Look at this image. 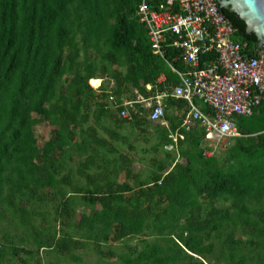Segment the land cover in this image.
Instances as JSON below:
<instances>
[{
  "label": "trees",
  "instance_id": "1",
  "mask_svg": "<svg viewBox=\"0 0 264 264\" xmlns=\"http://www.w3.org/2000/svg\"><path fill=\"white\" fill-rule=\"evenodd\" d=\"M141 4L0 0V219L11 212L24 233L30 231L21 244L35 245L34 250L18 246L5 234L0 264L7 256L30 257L42 249L81 261L72 251L87 248L90 241L100 247L103 241L125 243L138 236L145 246L128 248L119 255L121 264H212V256L218 263L264 264V99L253 115L233 118L241 137L223 142L228 146L222 151L223 143L215 150L209 146L204 129L181 128L189 105L170 98L168 105L178 111L170 115L165 109L169 128L156 127L155 149L173 145L175 151L164 152L168 160L152 159L156 170L143 180L132 171L134 160L99 135V128L110 131L103 125L106 119L118 128L131 123L143 134L152 126L140 104L135 103L137 113L130 109L131 119L121 116L124 98L136 97L130 87L143 84L141 93L147 97L156 93V88L146 91L147 85L161 91L180 84L169 63L183 70L181 52L169 48L166 59L154 54ZM223 12L237 29L235 39L248 42L252 53L256 36H243L245 23ZM91 51L96 54L92 59ZM82 54L85 61L79 60ZM162 75L166 81L159 84ZM105 77L115 84L111 90L90 85ZM202 110L211 112L206 106ZM246 118L250 125L244 124ZM43 122L56 129L39 146L35 128ZM171 132L184 139L175 144ZM110 136L122 138L114 131ZM76 157L75 172L69 161ZM50 203L62 228L37 229L35 208ZM79 203L91 211L78 217ZM146 230L158 238L147 241Z\"/></svg>",
  "mask_w": 264,
  "mask_h": 264
},
{
  "label": "built area",
  "instance_id": "2",
  "mask_svg": "<svg viewBox=\"0 0 264 264\" xmlns=\"http://www.w3.org/2000/svg\"><path fill=\"white\" fill-rule=\"evenodd\" d=\"M151 1L142 0L140 15L154 54L166 59L169 48L180 51L185 68L178 70L168 62L180 84L150 99L124 100L122 117L129 116L128 107L145 103L152 108L150 119L159 122L165 116V98L183 99L189 105L183 120L187 130L201 126L208 140L215 130L221 139L241 137L233 118L253 115L264 99V47L248 57L249 43L235 39L237 29L215 0H156L154 7ZM109 99L115 101L114 96ZM197 101L211 112L203 111Z\"/></svg>",
  "mask_w": 264,
  "mask_h": 264
},
{
  "label": "rangeland",
  "instance_id": "3",
  "mask_svg": "<svg viewBox=\"0 0 264 264\" xmlns=\"http://www.w3.org/2000/svg\"><path fill=\"white\" fill-rule=\"evenodd\" d=\"M89 54H90L91 59L96 56L94 51H91ZM79 60L85 61V54H82ZM68 77H70V74ZM94 80H97L94 83L95 86H93L94 84L92 85L91 82H90V85L95 88L98 87L99 85V84L97 85V82L98 83L102 82V84L107 85L109 90H111V88L115 86L114 82L112 80L110 82L108 77H105L102 81H100L99 79H94ZM130 89L131 91H133V93L136 94V97H137L136 99H138V97H140L138 94V91L139 93L141 92L140 91L141 87L132 86L130 87ZM250 121H251V118H246L244 120V124H246V126L250 125ZM92 122L93 121L91 120L90 123ZM103 125L104 127L110 129V131L107 132L99 128L100 137L107 138L109 141L115 142L116 145L119 144L120 153L134 160L132 171L135 175L139 174L141 180L145 179L148 175L152 174L151 173L152 171L156 170V168L153 167L152 159L158 158L160 160H164V159L168 160V158L164 154V152L166 151L165 148L159 147L161 149L159 150L155 149L157 147V143L155 139L156 135H151V132H149L150 134L147 133L146 135V134L139 133L132 127H129L130 129L125 128L124 130L126 132L124 133L129 135V137L132 139L130 140V142L136 146V150L131 151L127 146L123 145L120 141L113 140L111 138L110 133L112 131L115 132L118 130L112 121H110L109 119H106L104 120ZM158 125L162 126L161 123H158L157 125L153 124L151 126L152 134L155 133L156 127ZM55 129L56 127H54L53 125L47 122H43L35 128V134L38 138L39 146L43 145L46 141H48L52 137ZM118 131L123 133L121 130H118ZM226 140L228 139H223L221 143L226 142ZM209 141H211L210 146L213 148H215L218 144V141L215 139H213V141L212 140H209ZM231 145L232 143H230L229 146ZM227 146H228L227 143L226 144L223 143L219 148L222 147L223 149L222 151H224V149ZM174 151H171V152H174ZM218 153H222L221 150H219ZM214 154L215 152L212 153V155ZM178 159H180L179 160L180 163L185 164L187 162V159H183L180 156H178L177 160ZM78 160L79 159L76 157L74 161H71V162L69 161L70 167L75 172L78 168V163H79ZM168 167L169 169L167 171L170 170L171 166L169 165ZM67 173H68V170H65L63 173L64 175H62V177L65 176ZM73 179L75 182H77L78 179L80 180V178H78L76 174L73 175ZM82 181L84 184L86 183V180L84 178L82 179ZM131 184L134 185V182H131ZM66 191H68L70 194L71 189L69 188V186L66 187ZM40 205L43 207L35 208L38 211V216L35 218V224H34L37 227V229H40V230L44 229L46 231H48L49 229L51 230L61 229L62 226L60 225V222L57 223L56 221L57 212L54 209L53 204L50 203V206L48 205L44 206L43 204H40ZM85 211L90 212L91 210H89L87 207L83 206L80 203L77 204L76 215L78 217ZM4 214L6 217L3 219H0V241L3 242L4 241L3 236L5 234H9V236H11L15 240L18 246L23 245V246H26L30 250H34L35 245L32 242H28V244L25 245V244H21V242L19 241L21 238H25L26 235L30 234V231L28 230L25 234L23 227L20 226L19 222L13 218V216L11 215V212H6V213L4 212ZM78 221L79 219H76V222ZM146 231H147L146 233L149 235L147 238V241L154 242L158 238L157 233H154V235H151V232L153 231H149V230H146ZM101 233L98 232V235H100ZM72 234H74V237H76V239H81V236L79 234L75 232H72ZM95 235L96 234H94V237ZM242 237L243 236H241V238ZM83 240L86 241V239H83ZM124 241L125 243L123 241L122 242L115 241L114 239L108 242L103 241L101 242L100 247L95 245L93 241H90L87 248L79 247L78 249H75L74 251H72V253L75 256L79 257L81 261L73 259L70 255H60L58 253H54L52 251H46L45 249H42L40 250L39 253L35 252V254L30 257L25 254H22L21 258L7 256L3 264H121V259L119 255H123L124 253H126L128 251V248H131L133 250L137 248L139 250L145 246L144 238L142 236L133 237L130 239L129 238L124 239ZM214 241L217 242V240L213 239V242ZM208 261H210L212 264H225L224 262L218 263L217 261H215L214 256L210 257Z\"/></svg>",
  "mask_w": 264,
  "mask_h": 264
},
{
  "label": "crops",
  "instance_id": "4",
  "mask_svg": "<svg viewBox=\"0 0 264 264\" xmlns=\"http://www.w3.org/2000/svg\"><path fill=\"white\" fill-rule=\"evenodd\" d=\"M179 77V76H178ZM102 81V80H101ZM166 81V77H165V75H162L161 76V78L158 80V83L159 84H163L164 82ZM101 84H102V82H101ZM179 85V84H178ZM143 86V84H141V86L140 87H142ZM177 86V85H176ZM176 86H174V87H176ZM149 88H151V89H149ZM156 88V93H154L153 95H150V96H147V97H145V96H143L142 95V93L140 92L139 93V91H138V94H139V96L140 97H138V99H136L137 97H135L134 99L135 100H130V99H128V98H124L125 100H129V101H138V100H140V99H143V100H145V99H150V98H152V97H154V96H156V94L158 93V92H162V91H165L167 88H169V89H171L170 87H165L164 88V90H159V86L157 85V87H153L152 85H147L146 86V91H148V92H153L152 90L153 89H155ZM139 89V88H138ZM141 91V90H140ZM136 95V94H135ZM170 98L171 97H168V98H165L164 100H163V103H164V108L166 109V111H168V113H170V115H174V114H176L177 113V111H178V108L176 107V106H169L168 105V100H170ZM175 99H177V98H175ZM153 104L155 103L154 101H151ZM197 103V105L201 108V109H203V107H207V105H205L204 106V103H202V102H200V101H197L196 102ZM136 104H140L141 106H142V108H144L146 111H148V117H149V120H150V122H151V124L153 125V124H158V123H161L162 124V127H166V128H169V123H168V121H166L164 118L162 119V121H159V122H153L151 119H150V113H151V110H152V108H147L146 106H145V103H136ZM155 106V105H154ZM154 106H153V108H154ZM130 109H133V110H135V112L137 113L138 112V110H137V108L135 107V104L133 105V107H128L127 109H126V111L129 113V116L128 117H126V119H131V111H130ZM185 110V109H184ZM184 110H182V114H184L185 112H183ZM181 113H180V115H181ZM186 114V113H185ZM122 116V115H121ZM125 118V117H124ZM182 123H183V120H182ZM129 127H132V128H134L136 131H138L139 133H141V128H137V127H134V126H132L131 125V123H128V124H126V125H124V126H122V127H117V129L118 130H121L123 133L124 132H126L124 129L125 128H128V129H130ZM150 128V129H149ZM148 129H147V132L145 133L146 135H147V133H149V132H151V135H156V137H155V139H156V143H157V129H156V131H155V133L154 134H152V127L150 126ZM181 128L182 129H184V127H183V124L181 125ZM186 129V128H185ZM196 129H204L205 130V133H204V136H206V129L205 128H203V127H201V126H197V127H194V128H192V129H190V130H196ZM115 131L116 133H117V135H119L120 137H122V138H124V141L123 140H121L122 138H118L117 140L118 141H120L123 145H125V146H127L131 151H134V150H136V146L134 145V144H132L131 142H130V140H132L130 137H129V135H127V134H123V133H121L120 131ZM187 130V129H186ZM189 131V130H188ZM143 134V133H142ZM150 134V133H149ZM171 139H173V142L175 143V144H177L178 143V141H179V138H181V139H184V136L183 135H181L179 132H177V133H170V136H169ZM205 138V137H204ZM136 139V138H135ZM135 141V140H134ZM120 143V144H121ZM116 147H118L119 149H120V146H119V144H115V142L113 143ZM163 148H165V150L166 151H173L174 149H173V145H168V146H165V147H163ZM161 149V148H160ZM165 151V152H166ZM205 152H207V151H205ZM165 154V153H164ZM207 154V153H206ZM125 156V155H124ZM208 156V155H207ZM184 159V158H183ZM180 159H178L177 161L178 162H180L179 161ZM134 163V162H133ZM146 164V163H145ZM185 164H187V162L185 163ZM132 166H133V164H132ZM169 169V167H167V169L164 171V174L166 175L167 173H168V170ZM170 170H171V168H170ZM135 175V174H134ZM137 175H139V174H137ZM140 176V175H139ZM131 182H134V181H132V179L130 180V183Z\"/></svg>",
  "mask_w": 264,
  "mask_h": 264
},
{
  "label": "water",
  "instance_id": "5",
  "mask_svg": "<svg viewBox=\"0 0 264 264\" xmlns=\"http://www.w3.org/2000/svg\"><path fill=\"white\" fill-rule=\"evenodd\" d=\"M215 2L226 18L228 17L223 11L236 14L245 23L246 30L243 36H256L255 51H259L264 47V0H215ZM252 55L253 53H250L247 56Z\"/></svg>",
  "mask_w": 264,
  "mask_h": 264
},
{
  "label": "bare ground",
  "instance_id": "6",
  "mask_svg": "<svg viewBox=\"0 0 264 264\" xmlns=\"http://www.w3.org/2000/svg\"><path fill=\"white\" fill-rule=\"evenodd\" d=\"M97 80H94V82L92 83V85L96 82ZM100 85L101 83H98L97 82V85ZM98 85V86H99ZM94 86H95V84H94ZM221 134L218 132V131H214L213 133H212V135H211V138H210V140H212L213 141V139H215V140H217L218 142H219V140L221 139Z\"/></svg>",
  "mask_w": 264,
  "mask_h": 264
},
{
  "label": "clouds",
  "instance_id": "7",
  "mask_svg": "<svg viewBox=\"0 0 264 264\" xmlns=\"http://www.w3.org/2000/svg\"><path fill=\"white\" fill-rule=\"evenodd\" d=\"M224 139H227V138H224ZM205 140L208 142L209 140L207 139V136H205ZM223 141V139H220L217 146L214 148V150L219 146V144ZM210 146V145H209ZM211 147V146H210ZM210 155H212V153H210Z\"/></svg>",
  "mask_w": 264,
  "mask_h": 264
}]
</instances>
